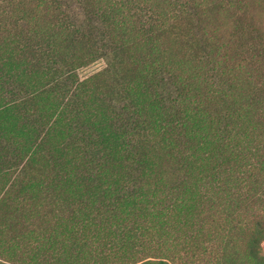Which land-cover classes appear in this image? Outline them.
I'll return each mask as SVG.
<instances>
[{
	"label": "trees",
	"instance_id": "trees-1",
	"mask_svg": "<svg viewBox=\"0 0 264 264\" xmlns=\"http://www.w3.org/2000/svg\"><path fill=\"white\" fill-rule=\"evenodd\" d=\"M77 2L0 0V264H264V0Z\"/></svg>",
	"mask_w": 264,
	"mask_h": 264
},
{
	"label": "rangeland",
	"instance_id": "rangeland-1",
	"mask_svg": "<svg viewBox=\"0 0 264 264\" xmlns=\"http://www.w3.org/2000/svg\"><path fill=\"white\" fill-rule=\"evenodd\" d=\"M63 10L66 11L69 17L72 19L71 23L75 25H81L83 23V10L79 6L77 0H63ZM105 64L103 58L97 59L96 61L90 63L87 66L81 67L77 70L78 76L84 78L92 72L101 69ZM260 252L264 255V241L260 245ZM242 264H257L255 261L249 257L243 260Z\"/></svg>",
	"mask_w": 264,
	"mask_h": 264
}]
</instances>
